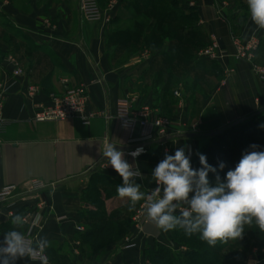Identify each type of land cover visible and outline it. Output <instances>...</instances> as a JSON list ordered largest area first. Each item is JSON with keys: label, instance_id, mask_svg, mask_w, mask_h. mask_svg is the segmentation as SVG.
Segmentation results:
<instances>
[{"label": "crops", "instance_id": "1", "mask_svg": "<svg viewBox=\"0 0 264 264\" xmlns=\"http://www.w3.org/2000/svg\"><path fill=\"white\" fill-rule=\"evenodd\" d=\"M99 1L104 17L97 21L82 19L80 0H5L1 9L14 26H2L0 39V116L7 122L0 134V190L15 186L20 195L0 203V240L12 228L11 217L23 214L25 230L30 227V235L51 242L46 250L49 264L87 262L90 249L82 243L81 232L86 222H96L94 216L83 217L92 207L101 218H128L127 236L133 246L126 247L121 237L92 251L88 264H139L149 259L147 250L161 246L171 253L182 246V229L164 232L149 219L140 229L133 225L141 202L129 212L128 199L118 197L116 186L122 185V178L104 166L102 156L108 142L116 143L125 159L139 166L144 179L136 183L147 192L157 186L151 172L165 153L185 147L192 158L203 139L226 126L248 118L264 125V102H255L264 96V83L250 63L196 55L211 36L231 54L233 35L248 37L257 30L246 0ZM257 31L255 59L264 64V30ZM8 56L17 61L21 73ZM228 70L232 72L223 82ZM28 86L36 87L33 95ZM75 87H83L88 96L85 112L96 113L88 124L79 117L33 120L35 104ZM122 97L173 121L168 138L141 142L145 152L130 156L129 143L142 130L124 127L115 117ZM32 180L45 187L26 192ZM90 186L97 189L99 206ZM16 264L39 261L25 257Z\"/></svg>", "mask_w": 264, "mask_h": 264}, {"label": "clouds", "instance_id": "2", "mask_svg": "<svg viewBox=\"0 0 264 264\" xmlns=\"http://www.w3.org/2000/svg\"><path fill=\"white\" fill-rule=\"evenodd\" d=\"M246 6L256 29L264 30V0H246ZM259 147L250 145L251 150L242 154L223 180L216 175L214 185L208 174L217 170L207 163L206 156L198 154L201 167L194 169L191 149L186 153L185 147H178L174 154L165 153L152 170L151 179L157 186L147 192L136 183L137 179H144L139 166L129 163L116 143L108 142L102 156L106 158L104 166H111L122 178L116 193L119 198L128 199L129 212L143 202L147 218L158 229L168 232L179 228L189 237L198 234L200 240L215 247L218 241L227 243L242 238L245 225L255 224L264 232V151L258 150ZM142 152L138 148L129 154L136 157ZM224 167L221 162L219 168ZM10 223L12 228L0 240V264H16L25 257L49 264L46 250L51 242L47 237L30 239L31 228L25 230L27 220L23 214L13 215Z\"/></svg>", "mask_w": 264, "mask_h": 264}, {"label": "built area", "instance_id": "3", "mask_svg": "<svg viewBox=\"0 0 264 264\" xmlns=\"http://www.w3.org/2000/svg\"><path fill=\"white\" fill-rule=\"evenodd\" d=\"M79 11L80 16L85 21H97L104 17V12L97 0H80ZM231 42L233 53L230 54L220 46L216 37L211 36L209 43L198 52V57L209 60H221L226 56H230L238 61L245 60L250 63L254 75L264 83V65L254 62L255 52L260 42L258 31L256 30L252 32L251 35L244 38L233 35L231 37ZM7 58L14 66L16 72L21 73L17 61L12 56H8ZM231 71L232 70H228V72ZM27 89L31 95L36 92V87L34 86H28ZM175 93L178 95L177 92ZM255 102L257 104L264 102V96L255 98ZM87 103L88 96L83 87L68 88L62 95H50L49 101L45 104H35L33 120L35 122L64 121L69 118L79 117L83 124H88L89 120L96 115V113L85 112ZM100 114L105 118H108V115L104 111H101ZM115 117L124 127L130 129L140 127L142 130V135L139 138L131 139V142L129 143L130 148L127 150L128 154L134 152L138 148H142L143 152H145V148L141 145V142H157L168 138L170 135V129L175 124L170 119L158 115L156 110L146 104L137 106L134 103V100L128 97H122L117 100ZM6 125L7 122H5L0 116V134L4 132ZM43 187H45V185L42 182L32 180L28 183L26 192H35ZM15 191V186L1 188L0 203L9 201L17 195H20L15 193ZM177 213L179 214V210ZM136 218H138V216H136ZM77 229L81 230L82 228L77 227ZM29 238L33 240L36 239L34 235L32 236L30 234ZM125 240L128 241L126 247L133 246V244L129 242L130 240H128V237H126Z\"/></svg>", "mask_w": 264, "mask_h": 264}, {"label": "rangeland", "instance_id": "4", "mask_svg": "<svg viewBox=\"0 0 264 264\" xmlns=\"http://www.w3.org/2000/svg\"><path fill=\"white\" fill-rule=\"evenodd\" d=\"M4 3H5V0H0V39L3 33L2 26L3 27L4 26H14L12 25V23L7 21L2 16L1 9H2V4ZM99 4H100V1H99ZM155 19L157 20L160 19V16L156 15ZM157 26H160V24H157ZM12 33L16 35V32H12ZM240 37L244 38L242 36ZM204 47H201L197 50L196 52L197 56H198V52ZM0 55H1V52H0ZM192 56L193 55H190V58ZM254 62L259 64L258 62H256V59H254ZM261 65H264V64H261ZM227 75L228 74L225 73V78L223 82L227 80L226 78ZM175 92H177L178 95H176ZM174 95L179 97V92L174 91ZM259 121L260 120L258 118H254L250 123L249 122L245 123L247 128L243 130V138L246 137V134L249 131L255 132V133L258 132L259 134L260 132L259 126L261 127L262 125ZM261 129H263L264 131V127H262ZM257 137L259 138V136ZM209 140L210 139H203L200 143L199 150H201L203 146L206 147L208 145ZM210 165H213V164L210 163ZM214 166L216 167V170H217L216 173L211 172L210 176L208 175V178H210L209 181L213 185L216 182L217 174L219 175L221 180H223L225 178L226 172L228 171L225 168L221 170L219 168V165H214ZM93 212H96V209L93 207L91 209H85L83 213V217L87 218V216H89ZM136 216H138V218H136ZM132 218H133L132 220L133 225L137 229H140L143 225H145L148 222V218L146 216V209L144 207L143 202L139 204ZM118 219H122V217L121 218L118 217ZM87 223L88 222H86V224ZM126 237H128L127 234L123 236V239L127 246L128 241L125 240ZM191 237H193L194 239L190 238L184 233V235L182 236V241H181L182 246L170 253V256L172 257L170 258V260L172 261L169 264H261L262 262H263L262 264H264V232H261L255 226V224H253L252 226L245 225V231L243 233L242 238H238L237 240H229L227 243H221L218 241L215 247H210L206 242L200 240L198 234L192 235ZM91 252H92L91 250L87 251L88 259H87V262H85L84 264H88L89 260L93 258ZM130 264H138V263H130ZM139 264H151V261L150 259L148 260L145 259L143 263H139Z\"/></svg>", "mask_w": 264, "mask_h": 264}, {"label": "trees", "instance_id": "5", "mask_svg": "<svg viewBox=\"0 0 264 264\" xmlns=\"http://www.w3.org/2000/svg\"><path fill=\"white\" fill-rule=\"evenodd\" d=\"M98 1V0H97ZM99 3V1H98ZM100 5V4H99ZM101 7V6H100ZM253 119L248 118L235 125H230L222 128L217 134L209 136L210 139L206 147L203 146L192 158L191 165L194 169L201 167L198 154H203L207 158V163L219 165L221 162L225 164V169H234L235 165L241 159L242 154L245 151L251 150L250 145H259L258 150L264 151V131L259 125L258 132H247L246 137L243 138V130L247 128L246 122H251ZM255 125V124H254ZM258 128V127H257ZM259 136V138L257 137ZM250 140V141H249ZM211 172H209L210 176ZM210 180V178H209ZM91 194L95 197V204L99 206V195L97 189L90 186ZM92 195V196H93ZM93 217V221L87 223L86 228L81 232V241L85 243L91 251H96L109 242L115 241L123 237L128 233L131 222L128 218H101L98 213L94 212L90 214ZM194 239L193 237H190ZM151 264H169L172 260L169 251L161 246H158L152 250H147Z\"/></svg>", "mask_w": 264, "mask_h": 264}, {"label": "water", "instance_id": "6", "mask_svg": "<svg viewBox=\"0 0 264 264\" xmlns=\"http://www.w3.org/2000/svg\"><path fill=\"white\" fill-rule=\"evenodd\" d=\"M240 121H242V120H240ZM236 123H238V122H235L234 124H236ZM218 132H216L215 134H217Z\"/></svg>", "mask_w": 264, "mask_h": 264}]
</instances>
